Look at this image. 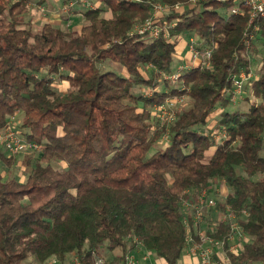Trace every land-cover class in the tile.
I'll return each instance as SVG.
<instances>
[{
    "label": "trees",
    "instance_id": "trees-1",
    "mask_svg": "<svg viewBox=\"0 0 264 264\" xmlns=\"http://www.w3.org/2000/svg\"><path fill=\"white\" fill-rule=\"evenodd\" d=\"M32 1L0 0V127L22 114L23 134L42 144L37 160L26 158L24 180L0 170V264L30 256L65 264L72 255L78 264H97L117 249L124 261L138 243L178 264L189 227L196 236L192 216L185 221L186 191L220 179L229 192L217 206H230L248 236L229 257L234 264L264 261V18L250 21L247 6L231 12L233 2L99 0L82 11L79 32L52 22L34 30L25 20ZM158 1L170 7L164 20L173 40L134 31ZM193 31L198 49L214 46L209 64L183 70L181 86H173L165 75L176 70L178 37ZM259 41L260 71L247 84V108L236 107L234 80L251 73ZM108 62L124 72L108 71ZM61 81L69 83L66 92L56 86ZM186 95L189 105H176L172 120H156V105ZM164 135L168 142L151 152ZM6 153L0 145V159L12 166L19 154ZM228 233L219 224L216 235Z\"/></svg>",
    "mask_w": 264,
    "mask_h": 264
},
{
    "label": "built area",
    "instance_id": "built-area-1",
    "mask_svg": "<svg viewBox=\"0 0 264 264\" xmlns=\"http://www.w3.org/2000/svg\"><path fill=\"white\" fill-rule=\"evenodd\" d=\"M99 0H70L68 3L63 5L64 10H69L75 4L80 3L86 7L96 8L98 6ZM130 1V0H128ZM202 0H190V6H195ZM218 2H233L234 6L232 7L231 12L239 14L242 13L243 6H247L250 12V21L254 18L262 17L264 18V0H214ZM167 7V6H166ZM164 5L160 2H155L153 5L154 14L152 18H148L141 25H136L134 31L139 33L148 34L151 38H157L164 32V36L168 37L169 40H173L166 31V21L165 15L163 16L161 22L159 21V12L162 13L163 9H166ZM179 3H177L173 8L178 9ZM168 8H170L168 6ZM183 8V5H182ZM43 9V8H42ZM183 10V9H182ZM162 24V25H160ZM194 40L191 39L189 44V53L190 58L182 63H180L175 72L172 74L165 75V78H168L172 81H177L181 72L185 69H189L193 66L199 64H209V58L211 56L214 46L201 51L193 45ZM177 58V57H176ZM252 77L251 73H246L241 71L240 74L235 78V88H234V99L242 92L244 83ZM250 81V80H249ZM185 101V96L182 97H172L168 98L165 103L156 105L154 107V116L156 120L164 122L166 120L170 121L175 116L174 108L176 105L183 103ZM12 120L15 116L10 117ZM11 119L8 120L7 126L0 127V145L5 148L9 155L20 154L24 152L42 150V144L38 143L35 140H30L25 137V135L16 130V128L11 124ZM211 187L204 188L199 190L196 194L186 191L187 196L183 205L187 207L189 212L188 216L194 212L193 226L196 232V236H193L189 231L186 237L185 247L188 250V253L198 257L199 264H234L231 258L228 255L229 252H238L243 247V244L248 240V236L243 231L240 224L235 220V215L231 212L230 206L227 205L225 210L218 208L217 203L218 199H215L211 196L210 191ZM192 196V200L190 198ZM210 196V197H209ZM190 207H193L192 209ZM213 208L219 209L221 213L217 212L218 219L216 224L209 226L208 228H202L201 225L205 220H210L209 212ZM208 216H207V215ZM208 218V219H207ZM188 217L185 218V221L188 223ZM219 224H228L229 233L227 234L228 248H226V238L219 237L216 235ZM196 237V238H195ZM101 258L97 259V264H100ZM44 264H61L60 260L56 256H52L46 260ZM78 260L76 258V263ZM126 264H135L133 257H127ZM260 264H264L262 261Z\"/></svg>",
    "mask_w": 264,
    "mask_h": 264
},
{
    "label": "rangeland",
    "instance_id": "rangeland-1",
    "mask_svg": "<svg viewBox=\"0 0 264 264\" xmlns=\"http://www.w3.org/2000/svg\"><path fill=\"white\" fill-rule=\"evenodd\" d=\"M55 0H45L43 3L40 0H33L31 5H30V9L27 12V14L25 15V20L26 22H29V24H31V26L33 27L34 30H38L41 26L42 23L45 21V19L49 18V15L51 12H56L57 14H60V8L59 6H61L63 4L62 0L58 1L57 3L54 2ZM94 1V0H92ZM160 2L162 5H164V7H166V3L164 1H158ZM43 8V9H42ZM87 8L85 5H83L82 7H80V9L78 11H76L77 13H83L82 11ZM70 9V8H69ZM179 10H182V4L179 3ZM170 10V8H168V6L166 7V9H163L162 13L159 12L157 15H159L160 17L158 18L159 21L161 22L163 16ZM107 15H110L111 12L110 10H106ZM61 15V14H60ZM37 16H39L37 18ZM34 19H36V21H33ZM83 25L85 23V20L83 19ZM63 22V20H62ZM54 24V23H53ZM56 25V24H54ZM141 25V24H139ZM162 25V24H160ZM58 26L63 27V28H70L68 26H62L61 24H59ZM71 31H76L74 29H70ZM80 30L76 31L79 32ZM178 45L181 49V47H185V51L187 50L189 52V44L191 43V39L194 40L193 45L196 47L200 45L201 43V38L200 35L197 31H193L192 34L188 35V36H179L178 37ZM178 47V48H179ZM199 50V49H198ZM180 53H183V51H180ZM190 55V53H189ZM177 56V55H176ZM262 57H263V46L262 43H260V41L258 42V50L252 54V77L249 80H252L253 78L258 76V72L260 71V67H261V63H262ZM178 64V60L175 57L172 65L173 68L176 69ZM104 68L108 69V71L112 72V71H123L124 72V68L116 63L113 62H108L104 64ZM249 80H247L244 83V87L242 92L237 96V98L233 101V105L236 107H240V108H247V101L245 99V95L249 92L248 89H246L248 86L247 84L249 83ZM171 81V84L173 86H181V83L178 81ZM249 85V84H248ZM61 91L66 92L68 90V83L67 82H59L58 85H56ZM159 90L165 89V85L161 84L159 87ZM190 102V98L188 95L185 96V101L183 103V105H189ZM219 110L214 111L211 116H210V120L208 123V127L210 128H214L216 121H217V116L219 113ZM22 118L23 115L22 114H17L15 116V118L12 120L11 118V124L16 128V130L22 132V128H21V123H22ZM216 129V139L219 140L221 138V134L218 132V128ZM23 133V132H22ZM169 138L167 135H164L155 145L154 148H152L151 152L155 151L157 148L163 147L167 142H168ZM5 149V148H4ZM7 152V151H6ZM8 156H10L8 154V152L6 153ZM41 154V152L39 150H34V151H29V152H24V153H20L18 156H16L15 162L13 163L12 166H8L7 164H5L1 159H0V170L2 171L3 175L5 178H7L8 176H14L20 180H24L27 176V164L25 163L26 158H32V160H37V158L39 157V155ZM261 154L264 156V147L261 150ZM223 186V187H222ZM213 190H212V194H210L211 196H213L215 199H224L226 196H222L221 194H217V192H221L220 188L222 187L225 190H229L228 185L226 184V182L224 180H219L217 183H214L212 185ZM219 190V191H218ZM210 197V196H209ZM191 200H192V196H190ZM183 209H184V214L186 215V217L188 216L189 212H191L190 210L187 209V207L185 205H183ZM191 209L193 207H190ZM209 212H212L210 214V220H205L203 222V224L201 225L202 228H208L209 226L215 225L216 224V220L218 219L217 216V212L221 213V211L219 209L213 208L212 210H210ZM192 216H194V212L191 213ZM207 215V214H206ZM208 216V215H207ZM153 255V257H156V254L153 253V251L151 252ZM102 261L100 262V264H105V259L102 258ZM76 263V256L72 255L69 257L68 261L65 264H75ZM21 264H38L36 262V260L34 259L33 256H30L28 260L23 261ZM64 264V263H63Z\"/></svg>",
    "mask_w": 264,
    "mask_h": 264
},
{
    "label": "crops",
    "instance_id": "crops-1",
    "mask_svg": "<svg viewBox=\"0 0 264 264\" xmlns=\"http://www.w3.org/2000/svg\"><path fill=\"white\" fill-rule=\"evenodd\" d=\"M60 0H55L54 2L57 3ZM98 5L100 4V1H98ZM63 5L59 6L60 10V14H57L56 12H51L49 15V18L45 19V22H52L56 25L61 24L62 26H68L70 27L69 29H74L76 31L80 30L81 27L83 26V13H77L76 11H78L80 9V7L83 6V4L77 3L75 4L73 7H71L69 10H64L63 9ZM105 15L107 17H111L110 15H107V13H105ZM39 16H37L38 18ZM63 20V22H62ZM85 20V19H84ZM33 21H36V19H34ZM42 23V24H43ZM177 47H179V45H177ZM180 51H183V53H180ZM177 60H178V65L186 60H188L190 58L189 52L186 50L185 51V47H180L177 49ZM63 82H67V81H63ZM68 83V82H67ZM58 85V84H56ZM69 85V83H68ZM218 182V181H217ZM215 182V183H217ZM223 187V186H222ZM220 188L221 192H217L216 195L221 194L223 197L226 196L229 192V190H225L223 188ZM211 191L210 193L212 194V190L213 187L211 185ZM219 191V190H218ZM208 219V218H207ZM211 219V218H210ZM152 251H149L147 249H145L141 243H138V245L136 246V248L127 251V254L125 255L124 261L123 260H117L118 256H121V251L120 250H113V251H106L105 252V263L107 262H112L110 264H115L113 262V260L116 261V264H126L127 261V257H133L135 264H165V259L162 257H159L156 255V257H153ZM154 253V252H153ZM102 259V258H101ZM62 264V262H61ZM178 264H199V260L198 257L195 255H191L188 253L187 248H184L183 254L181 256V258L179 259Z\"/></svg>",
    "mask_w": 264,
    "mask_h": 264
}]
</instances>
